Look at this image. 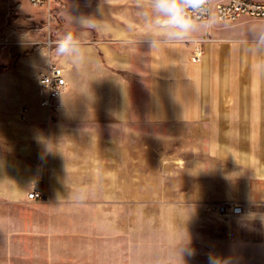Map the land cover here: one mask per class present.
I'll return each mask as SVG.
<instances>
[{
    "label": "rangeland",
    "instance_id": "374dc122",
    "mask_svg": "<svg viewBox=\"0 0 264 264\" xmlns=\"http://www.w3.org/2000/svg\"><path fill=\"white\" fill-rule=\"evenodd\" d=\"M0 4V34L6 28L15 31L9 45L0 44V133L18 138L20 181L26 170L21 136L28 131V106L12 102L19 94L10 85L17 76L7 68L16 66L21 54L34 51L47 65L61 66L59 45L48 42L68 34L75 45L97 48L131 37L190 46L204 33L203 23L193 20V30L182 40L169 37L156 23L151 0H56L58 19L50 25L45 11L29 0ZM85 18L98 27L83 25ZM39 88L33 89L38 97ZM57 105L42 121L43 141L52 140V150L46 144L41 197L30 199L32 190L25 199H0V264H209V257L215 264H264V245L212 244V207L178 198L173 188L186 168L177 136L145 121L134 128L70 121L61 98ZM41 207L55 211L39 214ZM35 223L44 225L42 246Z\"/></svg>",
    "mask_w": 264,
    "mask_h": 264
},
{
    "label": "crops",
    "instance_id": "0c3cea01",
    "mask_svg": "<svg viewBox=\"0 0 264 264\" xmlns=\"http://www.w3.org/2000/svg\"><path fill=\"white\" fill-rule=\"evenodd\" d=\"M221 1L227 0L214 2ZM200 29L201 38L209 41L197 63L192 62L193 44L156 42L153 47V39L131 37L102 42L97 48L75 45L73 52L59 57L68 85L61 97L64 116L78 123L132 128L145 121L148 127H163L165 135L177 136L184 154L181 166L186 168L173 188L178 198L209 209L229 202L246 210L231 218L211 212V243L264 245V45L259 43L264 20L245 17L233 24L214 20ZM7 69L17 76L10 84L19 90L12 102L29 108L24 124L28 131L21 136L26 155L21 181L18 138L0 133V199L15 201L45 189L43 152L46 144L52 150V140L43 141L47 111L33 89L48 65L32 51ZM10 118L7 115L6 122ZM43 226L35 223V239L42 241L41 246ZM50 247L52 256L55 245Z\"/></svg>",
    "mask_w": 264,
    "mask_h": 264
},
{
    "label": "built area",
    "instance_id": "2783aa9c",
    "mask_svg": "<svg viewBox=\"0 0 264 264\" xmlns=\"http://www.w3.org/2000/svg\"><path fill=\"white\" fill-rule=\"evenodd\" d=\"M56 0H29V4L38 10H44L48 24L57 22V14L54 10ZM59 1V0H58ZM62 1V0H60ZM188 14L194 21L201 23H211L217 21L222 24H230L239 21L242 18H252L264 20V0H227L214 2L206 0L204 6L198 11L188 10ZM15 34L14 30L4 29L1 36V45H9L10 37ZM209 41L208 38H199L194 41L192 62H199L204 56V45ZM60 41H49V47L52 44L59 45ZM40 86V104L48 111L57 109V102L62 97L66 87L67 80L64 74V68L55 64L48 65V69L39 79ZM41 193L37 190L29 194L30 199H39ZM213 212L220 218L240 217L246 213L244 207L240 204L229 202L218 203L212 206Z\"/></svg>",
    "mask_w": 264,
    "mask_h": 264
},
{
    "label": "clouds",
    "instance_id": "9594fccd",
    "mask_svg": "<svg viewBox=\"0 0 264 264\" xmlns=\"http://www.w3.org/2000/svg\"><path fill=\"white\" fill-rule=\"evenodd\" d=\"M206 0H151L152 9L158 14L157 25L167 30L169 37L182 40L194 28L193 18L188 10L198 11ZM81 23L91 28H97L98 24L93 18L82 19ZM259 43L264 45V31L259 34ZM153 47L156 41H152ZM75 50V42L72 34H68L59 42L58 52L61 54L71 53ZM209 264H215L209 257Z\"/></svg>",
    "mask_w": 264,
    "mask_h": 264
}]
</instances>
